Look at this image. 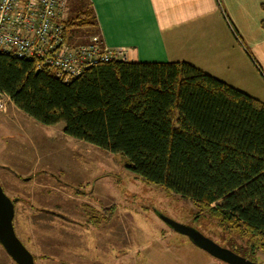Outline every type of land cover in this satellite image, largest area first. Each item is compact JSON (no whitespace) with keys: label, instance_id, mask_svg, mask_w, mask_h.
I'll list each match as a JSON object with an SVG mask.
<instances>
[{"label":"trees","instance_id":"1","mask_svg":"<svg viewBox=\"0 0 264 264\" xmlns=\"http://www.w3.org/2000/svg\"><path fill=\"white\" fill-rule=\"evenodd\" d=\"M75 1L66 33H99L91 3ZM0 89L34 120L124 155L144 181L264 246L263 101L188 61L112 60L62 81L5 51Z\"/></svg>","mask_w":264,"mask_h":264},{"label":"rangeland","instance_id":"2","mask_svg":"<svg viewBox=\"0 0 264 264\" xmlns=\"http://www.w3.org/2000/svg\"><path fill=\"white\" fill-rule=\"evenodd\" d=\"M92 35L99 33L79 28L70 37L82 43ZM129 164L120 153L66 135L63 122L44 125L13 103L0 111V185L14 201V230L34 264H227L162 216L264 264L259 241L220 224L188 198L144 181ZM110 208L112 217L105 220ZM0 264H17L1 244Z\"/></svg>","mask_w":264,"mask_h":264},{"label":"crops","instance_id":"3","mask_svg":"<svg viewBox=\"0 0 264 264\" xmlns=\"http://www.w3.org/2000/svg\"><path fill=\"white\" fill-rule=\"evenodd\" d=\"M88 1L102 43L127 61H188L264 102V0Z\"/></svg>","mask_w":264,"mask_h":264},{"label":"built area","instance_id":"4","mask_svg":"<svg viewBox=\"0 0 264 264\" xmlns=\"http://www.w3.org/2000/svg\"><path fill=\"white\" fill-rule=\"evenodd\" d=\"M67 0H0V51L10 52L47 68L62 81L112 60L126 61L125 48L104 45L99 35L86 42L71 41L65 31ZM0 89V111L12 104Z\"/></svg>","mask_w":264,"mask_h":264},{"label":"water","instance_id":"5","mask_svg":"<svg viewBox=\"0 0 264 264\" xmlns=\"http://www.w3.org/2000/svg\"><path fill=\"white\" fill-rule=\"evenodd\" d=\"M14 206V201L5 194L0 185V244L15 263L34 264L33 254L22 244L15 233L13 226ZM162 219L179 233L188 236L200 249L220 261L227 264H259L219 245L189 226L180 224L166 216H162Z\"/></svg>","mask_w":264,"mask_h":264}]
</instances>
